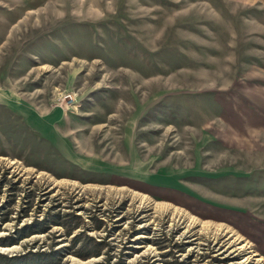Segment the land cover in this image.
<instances>
[{"label": "rangeland", "instance_id": "obj_1", "mask_svg": "<svg viewBox=\"0 0 264 264\" xmlns=\"http://www.w3.org/2000/svg\"><path fill=\"white\" fill-rule=\"evenodd\" d=\"M0 240L264 264V0H0Z\"/></svg>", "mask_w": 264, "mask_h": 264}, {"label": "trees", "instance_id": "obj_2", "mask_svg": "<svg viewBox=\"0 0 264 264\" xmlns=\"http://www.w3.org/2000/svg\"><path fill=\"white\" fill-rule=\"evenodd\" d=\"M72 224L70 226L67 227V232L68 234H71L72 231L76 228H78L81 224L80 221H78L77 219L80 218L79 216H72ZM4 221H6V218H3ZM49 225L47 227L41 228V229H32L31 225H27L26 227H24L21 231H20V236L21 237H26L29 236L33 233H35L36 231H48ZM3 240V239H2ZM2 240H0V243L2 244H10V242H2ZM55 255L52 254V256H48L47 253H30L27 256H23L21 258H14V257H9L7 255H4L2 253H0V264H16L15 262H18V259H26L27 262H30L28 264H43V263H47V264H60V260L58 259L56 263H53L52 259H56L54 257ZM85 257H89V256H85ZM19 260V261H21ZM52 261V262H51Z\"/></svg>", "mask_w": 264, "mask_h": 264}]
</instances>
